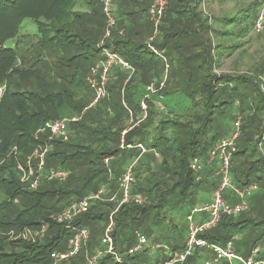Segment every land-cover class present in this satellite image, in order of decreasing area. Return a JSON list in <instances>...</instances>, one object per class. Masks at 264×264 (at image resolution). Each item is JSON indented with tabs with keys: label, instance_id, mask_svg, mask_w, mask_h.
Masks as SVG:
<instances>
[{
	"label": "trees",
	"instance_id": "1",
	"mask_svg": "<svg viewBox=\"0 0 264 264\" xmlns=\"http://www.w3.org/2000/svg\"><path fill=\"white\" fill-rule=\"evenodd\" d=\"M79 2L80 6L83 2L87 7L92 5L94 14L97 13L100 17H93L91 13L79 9L80 6L76 9ZM171 2L175 3L173 7V13L176 14L173 18L175 21L169 18L167 21L169 11L166 6L168 7ZM259 3L261 2L249 4L241 17L229 16V24L232 27L235 22H237L236 26L243 24L244 28L241 32H247L250 14ZM195 4L194 0H166L165 9L158 24L161 30L157 29V32L161 31V36L167 42L170 38L175 36L177 39L186 35L187 32L195 34L191 47L202 50L195 55L200 63L198 69L203 71L202 66L206 65L207 71L193 84L189 95L191 109H196L197 114L202 112L203 121L197 119V116L192 119V116L188 115V122L183 123L182 117H177L172 112L170 115L164 113L155 120L152 117L153 110L150 105L144 120L146 122L123 135L126 143H136L133 137L140 134L139 141L148 150L156 151L159 159L157 164H153L155 155L147 160L144 158L142 163V157L146 152L138 157L139 150L119 147L123 127H110L102 122L105 120L101 117L99 120L91 119L88 126L83 124L84 116L88 111L97 112L100 104L97 102L96 106H91L84 112L82 121L71 125L72 137L70 135L67 141L55 139L52 142V148L46 157V168L69 170V178H71L69 185L61 186L56 180L43 179L40 188L29 190L20 182L17 163H21V158L25 161L26 156L31 153L36 144L45 139V135H42L39 140H36L34 134L47 121L61 118L65 113L78 114L83 109V103L80 105L79 101L86 98L85 89L89 86L86 77L90 67L102 58L98 39L106 27V18L99 0H0V86L3 87L0 97V264L51 263L50 252L64 249L71 236V229L66 227L65 222L50 219V215L56 214L73 201L68 199L72 197L74 200L81 199L88 195L91 189L95 192L100 183L108 178L113 181L112 186L117 184L123 170L118 168L115 170V175L110 177L109 169L103 163L104 158L124 154L133 161L137 159L135 169L133 168L136 180L132 186V193H144L152 198L146 205L124 204L115 212L112 236L117 251L122 254L134 244L136 231H141L145 236L149 233L145 227L149 214L155 213V217L153 216L155 220L163 217L156 218L160 215L158 208H163L168 195L177 192L181 200L187 198L193 200L196 188L197 190L208 189L211 193L217 183L209 184L207 187L205 182L207 172L212 173L214 169L211 171L205 168L209 165L207 158L210 148L222 138L216 130L209 131L207 127L215 114L221 116L232 101L235 102L237 115L240 113L245 116V119L241 126V145H236L231 164L235 160L247 163V172L243 176L235 177L236 181L232 179V182L237 187L250 183L259 186L258 182L264 177V158H261L256 150L253 151L252 147L249 148V143H251V134L254 137L260 136L261 140L264 139V119L257 118L254 123V120H249L247 113L250 110H253V113L254 110L256 112L264 110V95L260 91V86L246 76L223 74L216 77L211 71V62L216 59L210 57L212 48L208 33L210 30L211 32L216 30L208 24V20L205 21L206 18H202L201 12L196 11V6L193 8ZM24 20H29L35 25L36 34L26 31L28 25H24V33L20 31ZM63 20L66 23H63ZM91 23L92 26L84 28ZM150 23H152L151 20ZM79 26L81 30L78 29ZM116 29L113 31L114 42L111 46L114 51L130 62L134 70L137 71L146 61L153 64V58L148 55L154 53L149 50L147 43L131 44L129 41L119 40L122 36L116 37ZM10 41L13 43L9 44ZM47 48L53 49L58 55L55 61L58 71L55 81L45 78L47 63L44 58ZM231 48L233 49L234 46ZM206 57H208L207 60H205ZM153 68L154 65L150 66L151 70ZM10 80L13 86L18 87V90L17 87L14 90L11 89ZM157 81L159 83V79ZM162 81L164 82L163 79L160 82ZM219 85L223 88L222 92L218 91ZM129 87L131 84H125L126 98ZM227 89L231 93V101L230 99L226 101ZM159 94L163 95L162 92ZM165 95L166 91H164ZM131 102L128 100V105L134 104L139 109V102L137 104L134 100ZM117 106L114 105V107ZM118 108L122 109L124 105L121 104ZM188 117L185 116V118ZM248 125L252 129L248 130L247 137L244 132L248 129ZM145 128L146 131H144ZM163 132L166 136L162 135ZM146 135L152 137V142L147 145L144 142ZM72 138L77 142H72ZM92 142L96 143L95 147L89 145ZM112 143H117V146L111 148ZM193 158L200 160L203 164L202 170L193 171L189 167ZM143 167L149 173V176H146L145 191L141 188L140 181ZM204 169L205 172L200 175ZM203 175L204 177H201ZM96 186L98 187L95 188ZM199 196H201L200 191L197 197ZM226 200L229 203L237 201L236 197L234 199L226 197ZM60 201L62 202L58 204ZM115 202H94L87 212L70 223L71 227L87 228L91 236L78 256L62 264H85L84 252L91 255L101 247L100 235L104 225L108 224L110 212L117 205ZM193 206L196 205L193 204ZM236 216L238 215H222L216 227L206 231L201 237L209 242L225 245L235 233L241 231L242 225L249 221V219L236 221ZM43 223H47L49 227L44 239L40 242L21 238L14 240L12 236L7 235L10 230L14 229L17 232L27 227L32 230ZM183 247L184 244L179 242L171 246V251H179ZM146 251L144 250L143 254L147 253ZM198 253L201 251L196 250L183 264L197 261ZM139 256L136 254L127 258L128 255L125 254L123 262L118 263L111 255H105L96 264H127L129 262L138 264L141 260ZM168 257L161 261L167 260Z\"/></svg>",
	"mask_w": 264,
	"mask_h": 264
},
{
	"label": "rangeland",
	"instance_id": "2",
	"mask_svg": "<svg viewBox=\"0 0 264 264\" xmlns=\"http://www.w3.org/2000/svg\"><path fill=\"white\" fill-rule=\"evenodd\" d=\"M261 1L262 0L204 1L202 12H203L204 17L206 18L205 21L208 20V24H210V26L216 30V32H211L210 30L208 33L210 40H211V48H212V53L210 57L216 59L215 61L211 62V71L216 75V77H219L220 75H223V74L246 76L249 80L254 81L255 84H258L260 86L259 87L260 91L264 95V32L259 35H252L250 33L253 21L259 10L260 3L254 9V11L251 12L250 14V19L248 21L249 30L247 32H241V29L244 28L243 24L236 26L235 24H237V22H235L233 23V27H232V25L229 24L230 20H228L229 16H237V17L243 16V11L247 8L249 4H253V2L258 3ZM174 4L175 3L171 2L169 3L168 7L166 6V9L168 8V11H169V13L167 14L168 15L167 21H168V18L172 19V21H175V19H173L176 16V14L173 13ZM80 5L81 3L77 4L76 9L79 8L83 11H87L89 14L91 13L93 17H100L98 16L97 13L94 14L92 5H89V7H87V5L84 2L82 3V6ZM63 23H66V22L63 20ZM24 25H28L26 31L30 33H34V34L37 33V29L35 28V25L29 22V20H24L22 22L23 27L20 30L22 33H24ZM152 25L153 24L150 23V21L148 22L147 20H144L141 24V28L143 27L147 28L148 26H150V31L148 33V31L140 30L142 33H139V36H138V39L140 41L139 44H146L145 42H142V41H144L145 39L147 40V38L150 37L149 40L152 39L153 41L152 43H150V45L153 46L156 50H158V52L160 51V55L155 54V53L152 55H148L150 58H153L152 62H155L153 73H151V76L154 75L155 78H158L159 83L158 81H152L145 86V94H147V90H146L147 86L153 85L154 88L157 90L154 92V94L150 95L148 99H146L145 101V104L147 103L146 112H149L148 108L151 105V109L153 110V113H154L153 118L155 120H158L160 116H162V114L164 113H166L167 115H170V112H172V114H174L175 116L182 117L181 121L183 123L188 122V119H189L188 115H191L192 119H195L194 116H197V119H200V121L201 120L203 121V117H204L203 113L200 112L199 114H197L196 109H191V97L189 95V92L191 88L193 87V84L196 83L199 78L201 79L203 77L202 76L203 73L207 71L206 65L202 66L203 71L198 69V66L200 63L198 62L199 59L195 57V55L197 54V52L199 53L202 50H198L199 48L194 49L193 47H191L193 40L195 39V36L193 35L195 34H192L191 32H187L186 35L181 36L177 39L174 36L170 38L169 42H167L161 36V33H160L161 31L159 33L157 32V29L159 31L161 27L158 26L155 28L154 26L152 27ZM89 26H92V23L87 24L86 26H84V28L89 27ZM116 28H118L117 19H116V25L114 26V29L112 30V35L109 38H106L105 29H104V32H102L101 36L98 39L99 40L98 43L103 41L105 43L112 44L114 42L113 31ZM78 29L81 30V26H79ZM220 32L229 33V34L222 35ZM131 40L135 41L134 38H132ZM149 40L146 42H149ZM8 43L11 44L13 42L10 41ZM158 45L160 46L158 47ZM231 46H234V48L232 49ZM149 50L152 52L151 49ZM206 55H207V51H206ZM57 57L58 55L54 53L53 49L47 48V50L45 51V58H44L47 63V66H46L47 74L45 75V78L48 79L49 81L56 80L54 78L56 77V74L58 73L55 67L56 66L55 61ZM207 58L208 57H206L205 60H207ZM114 68H118L119 70H122V71L126 70L119 66L114 65L106 72L107 82L105 84L104 94L102 93L97 94L94 91L92 92V88L90 86L86 87V90L90 92V94L86 95V98H85L86 101L84 100V98H82L79 101L80 105L83 103V109L78 114L65 113L64 115L61 116V118H57V119L64 118L68 122V132H69L68 139L70 138V135L72 137V134H73L71 132V129H72L71 125L82 121L81 118L84 112L88 110L90 106L92 107L96 106L97 104L96 101L100 102V104L98 105L97 112L93 110H90L87 112L83 120V124L85 126L90 125L89 121L91 119L99 120V117L104 119L106 115V118L109 117V123L106 120L104 122L108 125L110 124L113 125L114 128H118V126L124 127V130H123L124 132L122 131L124 135L130 129H133L134 127H138L140 126L141 123L143 124L146 122V121L144 122V120L146 119L145 118L140 123H137V119L133 117L132 115L133 112L131 111V109H130V112H128L129 110H126V108L129 107L128 105L129 103L126 97H123V98L119 97V99H116V102H118L117 103L118 106L121 104L126 106L125 110L127 111L126 112L127 115L123 116L122 112L120 111L121 108L120 110H118L119 109L118 107H114V103H113L114 99H112L111 94L107 90L111 71ZM101 70H102L101 66L93 65L89 69V74L93 73L94 71L99 73L101 72ZM133 73L134 72L130 73L128 71L127 75L124 76L123 78L124 80L122 84L120 83L118 87L120 90V93L126 91L125 84H131L132 82L131 79L133 78V75H134ZM161 79L164 80L165 84L160 88ZM9 83L11 85V89L14 90L15 87H17V86L12 85L11 80L9 81ZM0 89H1V92H0V97H1L3 87L0 86ZM228 89L226 90L227 95H228L226 101H229V99L231 101V93L228 91ZM17 90H18V87H17ZM164 90L166 91V95L164 99H161L159 98L160 96L159 92H163ZM218 91L222 92L223 88H221V86L218 87ZM152 100L155 103L151 102ZM150 102L153 103L154 105H152ZM132 106L135 107L134 104H132ZM138 110L140 114L141 108H139ZM254 111H255L254 113H253V110L248 111L249 113H247V116L249 120L252 119L254 120V123H255L257 121V118L259 120L264 119V110L260 112H256V110ZM141 114H142V110H141ZM185 116L188 118H185ZM237 117L240 118V122L242 126L244 124L245 116L240 113L237 115V108L235 106V102L232 101L231 104L228 105L227 108L223 111V114L221 116H218V114H215V116L213 117L214 119L212 120V122L208 124L207 129L209 131H211L212 129L216 130L219 133L220 138H229L230 134L234 130L233 122L236 119H238ZM140 118H141V115H140ZM53 120H56V119H53ZM53 120H50V121H53ZM250 129L252 128L250 127V125H248V129H246V131L244 132V134L247 137H248V130ZM162 135L166 136L164 132L162 133ZM241 135H242V130L240 127V135L236 141V145L238 146L241 145L240 144ZM147 137L148 136L146 135L144 139V142L146 145L152 142L151 140L152 137L151 138L150 137L147 138ZM72 140L70 139L69 141L70 142L75 141L73 138ZM259 140H261L260 136L255 135L254 137V135L251 134V137H250L251 143H249L250 144L249 148L252 147L251 149H253V151L256 150L257 154L261 156V158H264V139H262L261 141ZM89 145L95 147L96 143L92 142V144H89ZM116 146H117V143L111 144V148L116 147ZM155 154H156V151L149 149L148 153L143 155L141 162L143 163L144 158H146V160L149 158H153ZM110 159L111 161L108 160L106 167L109 169V171H112V172H113L112 169L117 170L118 168L123 169V172H124V170L129 165L133 164L135 161V160L133 161L132 158H127L126 156H124V154L113 155L112 157H110ZM158 161H159L158 158H154L153 164H157ZM23 162H24V159L22 160L21 158V163ZM134 165H133V168H134ZM246 165H247L246 162L244 161L242 162L240 160H235L232 162L231 178L233 179L234 182L236 181L235 177L243 176L247 172ZM134 169H132V173H133L132 186L134 184V181L136 180V177H135L136 175H134ZM205 169H210L212 171L214 169V166L209 164L207 165ZM205 169L200 172L201 173L200 175H202V173L205 172ZM142 170H143L142 174H140L141 176L140 181L142 182L141 188L143 189V191H145L146 184H147L146 176H149V173L146 172V169H144V167L142 168ZM109 171H108V175L110 176L111 172L109 173ZM207 173H208V176L205 182V185L207 187L209 186V184L218 182L219 177L215 173L212 172L214 175L213 174L211 175L210 172H207ZM201 177H204V175ZM68 178L69 176L65 179L56 180V181L60 182L58 183V185H61V186H63L64 184L69 185L71 178L69 179ZM112 183L113 181L111 179L109 180L108 178V180H106L105 182L100 183L101 185L98 184L100 185L99 187L98 186L95 187V188L98 187L95 190V192L102 185H105L107 188L106 193L103 195L102 199L99 200V202L106 203L110 201L108 200V198L114 197L115 200H112V201L113 202L116 201L118 203V201L121 199L122 190L119 186V182L117 181V184H115L114 186H112ZM258 183H259L258 190H256L254 193H252L251 196L248 197V203L250 204L249 210L244 211L240 215L235 217L236 221H239L242 219H249V221L246 224L242 225L240 229L241 231L235 233L229 240V243L231 247L234 249V251L242 255L243 257H248L250 255L252 246L254 243H256V245L261 246V252L259 253V258H264V177ZM38 188H40V185ZM198 191H200V195H201L199 197H197ZM92 193H94L93 189H91L89 194H92ZM209 193L210 192L208 191V189L201 188L200 190H197L196 188V192L193 194V200H189L188 198L186 200H181L177 192L168 195L166 197L167 202L165 203L163 208H158V212L160 215L157 216L156 218H161V216L163 217L161 219L155 220L153 219V216L155 217L154 215L155 213H151L147 216L148 220L145 223V227H147V230L149 231V233L146 235L147 245L144 250H147L146 252L148 253L143 254V251H142L141 253L137 254V255H140L139 258L141 259L138 262V264H154L156 261H161L163 259H166L169 256L168 249H171L172 245L177 244L179 242H183L184 244L185 239L187 238V226H186L187 224H186L185 216L187 215V213L189 212L193 204H195L196 206H199V205H202L204 202H206V200H208V198L210 197ZM135 194H142V193L137 192ZM142 195L146 196L144 193ZM223 195L225 198L226 197H229L232 199L235 198V195L231 189H225L223 192ZM150 199L152 200V198L147 197V202L145 203V205L149 203ZM68 200L75 201L74 197ZM61 202L62 201H60L58 204H60ZM52 203L54 204V202ZM126 204H134V203H126ZM65 207H63L57 213L58 214L61 213ZM106 209L108 210V208ZM112 212H110V214ZM56 214L50 215L52 219H55V221L57 220L56 217L58 215ZM115 214L116 213H113L112 217H114ZM52 216H54L55 218H53ZM57 222H64V221H57ZM48 227L49 226H46L47 230H48ZM106 227L107 225L105 224L103 231H102V235H100L101 239H102V236L104 234ZM32 230L33 232L41 231V226H37ZM42 231L44 230L42 229ZM45 234H46V230L43 233V235H39V237L31 241L40 242L44 239ZM90 236L91 234L88 231L87 238L85 241H83L84 244L81 246L80 250L83 248V246L87 244V241L90 239ZM155 244H161L162 246H166L167 250H165L164 247L152 248V246H154ZM102 245L103 244L101 242V247L99 249H96L94 254H96L97 251L102 249ZM206 250L207 249H202L204 254L206 253L208 254L210 252ZM79 252H77V254H75L74 256L66 260L59 261L57 264L67 263L69 260L78 256ZM88 254H89L88 252H84L85 264L87 262L88 257L93 255V254L91 255H88ZM130 256H134V255H128L127 258H130ZM255 258H257V255H255ZM195 264H203V259L201 258L198 259V261H196Z\"/></svg>",
	"mask_w": 264,
	"mask_h": 264
},
{
	"label": "built area",
	"instance_id": "3",
	"mask_svg": "<svg viewBox=\"0 0 264 264\" xmlns=\"http://www.w3.org/2000/svg\"><path fill=\"white\" fill-rule=\"evenodd\" d=\"M99 2L101 4L102 12L106 18L105 37L109 38L112 35L114 26L116 25V18L113 13V0H99ZM165 6L166 0H152L147 9L149 18L155 28L161 20ZM263 32L264 0L260 3L259 10L253 21L250 33L252 35H259ZM151 41L152 39L147 42L148 48L151 49L153 53L160 55V51L158 52V50L150 45ZM98 47L101 49L102 58L94 65L101 66L102 73L94 71L93 73L88 74L86 81L94 92L97 94H104L105 84L107 82L106 72L112 66H119L126 69L130 73L134 72V67L128 60L124 59L119 53L114 51L111 44L102 41L98 43ZM163 85L164 82H160V88ZM146 90V96L144 95L139 103L142 114L137 123L143 121L147 116L145 104L146 99L157 91L153 85L147 86ZM233 127L234 130L230 134L229 138H222L216 141V143L209 150L207 163H215V174L219 177V180L211 192L210 199L202 205L193 206L185 216L187 224V238L185 239L184 247L179 251H171V249H168V259L154 264H183L189 256L194 254L196 250L202 249H207L212 254V260H204L203 264H264V258H259V253L261 252V247L259 245H254L251 249L250 255L248 257H243L234 251L230 243L221 245L209 242L201 237L203 233L216 227L222 215H239L244 211H248V197L258 189V186L255 183H250L243 187H237L232 182L231 160L233 153L236 151V141L240 135L241 122L239 118L234 121ZM68 133V122L64 118L46 122L35 132L34 139L39 140L42 135H45V139L36 144L31 153L26 156L24 163H17V171L20 182L25 184L29 190H36L42 183L43 179L61 180L69 176L70 173L68 169L52 167L46 168V157L52 148V142L55 139L66 141L68 139ZM119 147L121 149L139 150L138 157L148 151L147 147L143 143H126L123 134L120 139ZM108 160L109 158H104L103 163L107 165ZM136 160L133 164L129 165L118 178L119 186L122 190L121 199L118 201L115 209L109 216L107 227L101 239L103 244L102 249L97 251L96 254L89 256L86 264H96L97 261L105 255H111L116 262L122 263L125 254L136 255L141 253L147 245L146 236L140 231H136L134 244L130 246L124 254H122L117 251L112 236L114 228L112 215L122 204L135 203L143 205L147 202L146 196L132 193V168ZM189 167L193 171H200L203 168V164L198 158H193L190 161ZM225 189H231L233 191L237 199L235 203H229L226 200L223 195ZM106 190V186L102 185L96 192L79 200L72 201L63 209L61 213H57L58 215L56 214V221L66 222V227L71 229V236L69 237L63 250H53L50 252V264H57L59 261L66 260L79 252L81 246L84 244L83 241L87 238L88 229L85 227H71L70 223L75 217L87 211V209L94 202L101 200L103 195L106 193ZM108 200L112 201L115 199L114 197H110ZM52 217L55 218L54 216ZM50 219H52L51 216ZM40 226L41 231L38 232H33V230L24 228L17 232L10 230L7 232V235L12 236V239L14 240L20 238L23 240H35V238L39 237V235H43L45 230L47 231V223H43ZM42 229L44 231H42ZM162 247L167 250V247L162 246L161 244H155L152 246V248ZM255 255H257V258H255ZM127 264L136 263L129 262Z\"/></svg>",
	"mask_w": 264,
	"mask_h": 264
},
{
	"label": "crops",
	"instance_id": "4",
	"mask_svg": "<svg viewBox=\"0 0 264 264\" xmlns=\"http://www.w3.org/2000/svg\"><path fill=\"white\" fill-rule=\"evenodd\" d=\"M194 1L196 2V4L193 6V8L196 6L195 7L196 11L201 12L202 18L205 19L203 12H202L203 3H204V1H210V0H194ZM150 3H151V0H113V8H114V13H115V17L117 19V25H118V28L116 29L117 30V36L116 35L115 36L117 38L119 36H122V38L119 40H123L125 42L129 41L131 44H139L140 41L138 39V36H139V33H142L140 30L148 31V33H149L150 26H148L147 28H144V27L141 28V24L144 20H147L148 22L150 21L148 14H147V9H148ZM132 38H134L135 41H132L131 40ZM149 38L150 37H148L147 40L146 39L145 40L148 41ZM145 40L142 42L147 43ZM153 65H155L154 62H153V64H149V62L146 61L145 63L143 62V64L140 65L141 68L139 67V69H137V71L134 70L135 73H134L133 78H132L131 87H129V89L126 92V96H127L128 100H130V102H131V100H134V103L137 104L136 102L141 101L142 97L145 94V86L148 84L146 82H152V81L158 80L155 77L152 78V76H151V73H153V70L150 69V66L153 67ZM127 72L128 71H126V70L122 71V70H119L118 68H114L111 71L110 80H109V84H108V88H109L108 91L111 94L112 99H114L113 103L116 106L118 103V102H116V99H119V97L120 98L125 97L124 96L125 92L120 93V90L118 87H119L120 83L122 84V82L124 80L123 78H124V76L127 75ZM164 91L162 92L163 95L160 94L159 98H161V99L165 98ZM85 93H86V95L90 94V92H88L86 89H85ZM151 102H153V100ZM153 103H155V102H153ZM153 103H151V104L154 105ZM125 108H126V106H124V108H122L121 110L120 109H118V110H120L124 116V115H127L126 110H129L128 112H130V109H131V111L133 112L132 113L133 117L135 119H137V121H138V119L140 118V115H141V110H140V114H139L138 106L133 107L132 105H129V107L126 108V110H125ZM153 116H154V113L152 114V117ZM104 120H106L109 123V117L104 118ZM102 122H104V121H102ZM105 124H103V125H105ZM110 127L114 128V126L111 124H110ZM144 131H146V128L144 129ZM123 132H122V134H123ZM139 139H140V134L139 135L136 134V136L133 137V140H135V142H140ZM146 153H148V151ZM155 157L157 158L156 154H155ZM109 160L111 161L110 158H109ZM213 166H215V165H213ZM113 170H114L113 172L110 171L111 176L115 175V169H113ZM119 170H123V169H119ZM213 173H215V167H214ZM213 173H211V175ZM210 195H211V193H209V196ZM209 199H210V197L208 198V200ZM208 200H206V201H208ZM181 243L183 244V242H181ZM228 243H229V241L226 244H228ZM200 251H201V253H198L199 255H197L198 259L201 258V259H203V261L204 260H210V261L212 260L211 252H209L210 254L209 253L204 254L202 250H199V252ZM206 251H208V250H206ZM198 259H197V261H198ZM195 262L193 261L191 264H195ZM211 264H214V263H211Z\"/></svg>",
	"mask_w": 264,
	"mask_h": 264
},
{
	"label": "bare ground",
	"instance_id": "5",
	"mask_svg": "<svg viewBox=\"0 0 264 264\" xmlns=\"http://www.w3.org/2000/svg\"><path fill=\"white\" fill-rule=\"evenodd\" d=\"M125 71V70H124ZM153 84V83H152ZM101 100V99H100ZM147 104V103H146ZM133 169V168H132ZM119 196V195H118ZM110 202V201H109ZM205 203V202H204ZM28 228V227H27ZM14 230V229H13ZM16 230V229H15Z\"/></svg>",
	"mask_w": 264,
	"mask_h": 264
}]
</instances>
